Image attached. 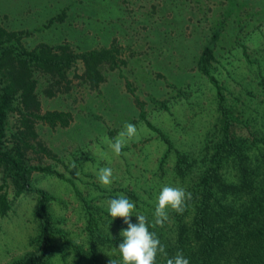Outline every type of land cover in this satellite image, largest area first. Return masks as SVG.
Returning <instances> with one entry per match:
<instances>
[{"label":"rangeland","instance_id":"obj_1","mask_svg":"<svg viewBox=\"0 0 264 264\" xmlns=\"http://www.w3.org/2000/svg\"><path fill=\"white\" fill-rule=\"evenodd\" d=\"M0 20L9 29L29 32L22 37L26 47L67 41L75 50H84L107 46L115 39L124 61L105 74L97 89L73 79L67 92L46 97L40 92L44 81L38 78L42 111L72 116L65 127L37 126L39 137L55 156L41 161L72 182L39 174L31 178L34 187L52 196L48 209L58 232L48 264H72L68 241L88 248L87 215L74 187L89 201L101 232L119 237L127 225L109 215L110 199L125 195L135 202V212L147 217L150 228L159 229L154 226V211L162 187L187 190L206 166L217 130V105L214 87L194 65L217 25L219 38L211 45L216 61L210 72L221 86L224 105L240 115L235 133L242 138L249 136L248 131L264 135V0H0ZM124 79L142 102L146 120L170 140L167 155L157 132L138 119ZM125 122L137 127L139 139L127 142L125 154L117 156L108 142ZM256 144L246 152L251 165L262 161L259 152L264 158V145ZM174 150L192 162L181 178L173 168ZM230 164L222 172L226 180L236 182L238 173ZM101 167L113 169L109 186L99 182ZM7 193L10 208L0 217V264L31 250L30 240L37 233L35 194ZM171 212L165 229L172 226ZM131 222H138L135 215ZM97 252L102 264H110L111 259L122 264L116 248L104 246Z\"/></svg>","mask_w":264,"mask_h":264},{"label":"trees","instance_id":"obj_2","mask_svg":"<svg viewBox=\"0 0 264 264\" xmlns=\"http://www.w3.org/2000/svg\"><path fill=\"white\" fill-rule=\"evenodd\" d=\"M61 17L57 16V20ZM48 23H52V19ZM218 29L219 25L213 28L194 65L215 91L218 124L214 140L211 138L212 150L206 166L187 188L192 193V200L186 211L183 214L171 212L173 223L167 231L164 227L149 229L157 234L167 252V256L157 255L156 264H166L177 252H182L190 264H264V158L259 152L262 161L258 163L263 165H251L246 154L251 146H257V142L264 145V135L257 137L248 131L249 136L242 138L235 133L240 115L224 105L221 86L210 72L212 62L216 61L211 45L219 38ZM27 35L28 31L9 29L0 20V217L10 208L8 190L13 197L23 192L34 193L33 217L37 233L30 240L32 249L8 264H48L58 232L48 209L52 196L34 187L31 178L39 174L72 182L51 164L41 161L44 156L51 159L55 156L39 137L37 126L65 127L72 116L59 110L42 111L38 78L44 81L40 92L46 97L67 92L73 79L90 89H97L105 81V74L119 69L124 61L118 55L120 51L115 39L107 46L75 50L67 41L38 42L26 47L22 37ZM243 54L246 57L245 52ZM123 83L132 96L138 119L157 132L166 146L167 155L172 149L170 140L146 120L142 102L133 93L131 84L126 79ZM111 133L109 130L108 135ZM173 152L175 174L184 177L192 162L182 153ZM230 161V166L238 173L236 182L226 180L222 172ZM73 189L82 200L87 215L88 248L82 249L68 241L72 264H102L98 248L118 249L122 237L103 234L91 213L89 201L75 187Z\"/></svg>","mask_w":264,"mask_h":264},{"label":"clouds","instance_id":"obj_3","mask_svg":"<svg viewBox=\"0 0 264 264\" xmlns=\"http://www.w3.org/2000/svg\"><path fill=\"white\" fill-rule=\"evenodd\" d=\"M134 138L139 139L137 127L132 123L125 122L123 130L118 133L114 140L108 142L109 148L117 156L124 155L122 149L127 142L132 141ZM113 179L112 168H99V182L103 186L111 185ZM191 200L192 193L185 188L170 185L163 186L157 197L154 226H164V223L169 219V209L178 214H183L188 207V202ZM135 209V202L123 194H118L117 198L108 201L109 215L113 219L122 218L124 224L127 225V228L122 229L120 232L122 242L118 245L122 264H156L158 254L167 256L165 246L161 243L157 234L149 230L150 225L147 217L136 213ZM133 215L137 217L138 221L135 224L131 222ZM110 264H121V261L111 259ZM166 264H190V261L182 252H177L174 257L167 259Z\"/></svg>","mask_w":264,"mask_h":264}]
</instances>
